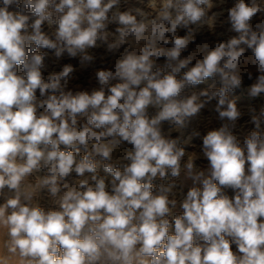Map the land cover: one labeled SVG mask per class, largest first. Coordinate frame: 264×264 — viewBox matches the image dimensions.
<instances>
[{"label": "clouds", "instance_id": "clouds-1", "mask_svg": "<svg viewBox=\"0 0 264 264\" xmlns=\"http://www.w3.org/2000/svg\"><path fill=\"white\" fill-rule=\"evenodd\" d=\"M0 264H264V0H0Z\"/></svg>", "mask_w": 264, "mask_h": 264}]
</instances>
